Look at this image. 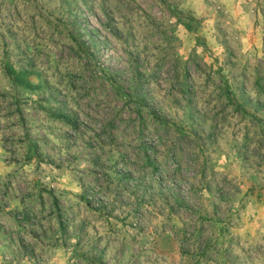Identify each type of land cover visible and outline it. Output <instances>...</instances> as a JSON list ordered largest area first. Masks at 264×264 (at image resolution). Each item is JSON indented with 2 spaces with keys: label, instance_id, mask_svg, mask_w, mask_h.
Instances as JSON below:
<instances>
[{
  "label": "rangeland",
  "instance_id": "1",
  "mask_svg": "<svg viewBox=\"0 0 264 264\" xmlns=\"http://www.w3.org/2000/svg\"><path fill=\"white\" fill-rule=\"evenodd\" d=\"M0 264H264V0H0Z\"/></svg>",
  "mask_w": 264,
  "mask_h": 264
}]
</instances>
